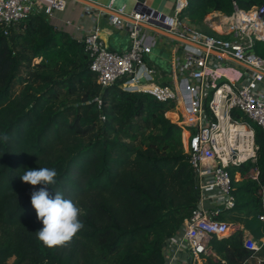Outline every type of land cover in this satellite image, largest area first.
I'll return each instance as SVG.
<instances>
[{"label": "trees", "instance_id": "obj_1", "mask_svg": "<svg viewBox=\"0 0 264 264\" xmlns=\"http://www.w3.org/2000/svg\"><path fill=\"white\" fill-rule=\"evenodd\" d=\"M263 2L186 0L178 17L199 25L211 12L230 14L234 7L249 9ZM63 33L54 30L41 46L48 47ZM68 42L80 50L74 39ZM253 50L264 57V40L257 41ZM19 62L10 35L0 33V264H8L10 258V264H162L163 238L175 232L193 205L187 153L181 143L189 128L163 116L166 103L147 93L119 89L110 96L114 113L129 118L146 112L145 121L160 127L161 134L139 145L134 144L135 137L103 138L112 124L108 116L99 127L95 118L87 120L77 110L55 109L52 89L32 92L25 86L19 95H11ZM91 76L86 65L72 74L80 80ZM93 93H86L84 100H90ZM91 112H96L95 102ZM253 127L259 146L256 165L264 183V132L255 124ZM249 165H243L241 171L231 170L234 212L250 214L262 200L255 182L236 180L234 171L243 176ZM39 168L55 169L50 194L61 193L81 210L78 218L84 227L62 246L49 248L37 238L43 225L31 204V194L41 185L26 183L21 176ZM209 245L219 256L229 249L245 259L253 254L243 247L240 230L229 236L213 235Z\"/></svg>", "mask_w": 264, "mask_h": 264}, {"label": "built area", "instance_id": "obj_2", "mask_svg": "<svg viewBox=\"0 0 264 264\" xmlns=\"http://www.w3.org/2000/svg\"><path fill=\"white\" fill-rule=\"evenodd\" d=\"M63 5L64 0L50 2L51 8ZM33 15L34 0H0V33L9 37L12 29ZM215 15L209 21L215 32L211 34L137 0L130 11L111 5L98 9L88 29L72 38L79 43L86 66L101 89L118 86L123 91L147 93L166 103L168 110L179 111L178 119L189 128L186 153L193 205L175 232L163 238L162 264H204L201 259L214 254L210 238L238 230L244 233V248L257 251L262 245L224 214L227 217L235 206L231 170L241 171L250 163L243 178L258 186L262 200L252 214L264 223V183L256 165L259 146L253 127L255 124L264 132V57L253 50L257 41L264 40V2ZM101 16L127 37L124 50L103 42ZM159 37L177 42L180 54L173 58L172 66L183 74L181 86L160 82L158 67L146 62L148 42ZM221 69L235 70L232 79ZM130 81L146 86L133 90L125 86ZM93 101L100 108L101 98L95 96Z\"/></svg>", "mask_w": 264, "mask_h": 264}, {"label": "rangeland", "instance_id": "obj_3", "mask_svg": "<svg viewBox=\"0 0 264 264\" xmlns=\"http://www.w3.org/2000/svg\"><path fill=\"white\" fill-rule=\"evenodd\" d=\"M211 13L206 16L203 23L191 25L204 32L214 34L215 32L211 29L209 21L214 19L216 15L213 16ZM54 30L56 29L45 19L38 16L31 17L13 29L10 34V44L12 50L18 55L20 62L11 82V95H19L25 86H29L32 92L52 89L55 94L51 101L55 109L77 110L79 113L84 114L87 120L95 118L99 127L105 122V119L102 120L99 116L104 115L106 119L108 116L112 124L106 128V132L102 135L103 138L116 136L120 139L129 140L135 137L134 144L139 145L143 141L149 140L148 138H154L161 134L160 127H153L149 121H145L146 112L132 115L129 118L121 112L114 113L109 102L111 94L120 89L118 86L104 88L106 89L104 90L97 84L94 76H91L89 80L72 77V74L85 67V58L81 50L71 47L68 42L69 37L65 33L52 40L48 47L41 46L42 43L51 38ZM115 50L118 49L115 48ZM149 57L157 64L164 65V62L157 60L153 53H150ZM69 77L70 80L66 79ZM126 86L133 90L138 88V85L134 82L126 83ZM93 91L90 100H84V95ZM95 96H99L102 103L100 108L96 106V112L93 114L91 110ZM103 99L106 100V103H103ZM116 101L115 99L113 102ZM168 107L167 105V108L163 111V116L173 123L181 124V118L178 119L177 117L178 114L181 117L180 112L176 113L173 110H168ZM168 111L172 113H168ZM72 114L73 112L69 113L70 118ZM133 128L137 129L134 130ZM94 133L96 135V129ZM93 134L84 137V141L90 139ZM189 134L190 131L181 139L185 152ZM235 176L238 182L244 179L238 172L235 173ZM228 212L227 217L226 213L224 214L225 218L242 224L244 230L262 244L261 247L256 252L253 251L251 255L253 258L249 262L245 261L243 255H239L237 250L232 249L227 250L222 256L215 253L204 256L201 262L204 264H257V259L264 260V223L258 221L252 213L244 214L232 210ZM240 232L243 240L244 233L241 230ZM11 262L12 258L8 259V264Z\"/></svg>", "mask_w": 264, "mask_h": 264}, {"label": "crops", "instance_id": "obj_4", "mask_svg": "<svg viewBox=\"0 0 264 264\" xmlns=\"http://www.w3.org/2000/svg\"><path fill=\"white\" fill-rule=\"evenodd\" d=\"M137 0H64L62 8H51V0H34V15L45 19L52 27L64 32L69 38H74L83 34L92 22V18L98 9H103L111 5L113 9L123 7L130 11ZM150 7L155 8L165 14L178 15L180 9L186 4V0H144ZM217 12H212L214 16ZM101 38L110 48L124 50L127 47V37L114 26L105 23L101 16ZM187 22V20H185ZM188 23V22H187ZM153 53L157 60L164 62L157 64L149 54ZM180 54L177 49V42L171 40L167 42L164 38L159 37L155 41H149L147 45L146 62L154 64L162 74V83H172L174 86L183 83V74L172 66V60ZM139 85L141 83H136ZM128 83V82H127ZM126 86V84H125ZM174 111V110H173ZM242 225V224H241ZM243 226V225H242ZM256 252V251H254ZM253 257H247L245 261L249 262ZM260 259L256 260L259 264Z\"/></svg>", "mask_w": 264, "mask_h": 264}, {"label": "clouds", "instance_id": "obj_5", "mask_svg": "<svg viewBox=\"0 0 264 264\" xmlns=\"http://www.w3.org/2000/svg\"><path fill=\"white\" fill-rule=\"evenodd\" d=\"M56 176V170L49 168L30 169L21 176L26 183L41 185L32 192L31 204L43 225L37 232V238L49 248L70 243L84 227L78 218L80 208L59 192L50 194L49 186L55 184Z\"/></svg>", "mask_w": 264, "mask_h": 264}, {"label": "bare ground", "instance_id": "obj_6", "mask_svg": "<svg viewBox=\"0 0 264 264\" xmlns=\"http://www.w3.org/2000/svg\"><path fill=\"white\" fill-rule=\"evenodd\" d=\"M221 72H222L223 74H225L226 76H228V77H230V78L232 79V74L235 73V70L233 71V70H231V69H221ZM145 86H146V84L141 83V84L139 85L138 89H139V88H143V87H145Z\"/></svg>", "mask_w": 264, "mask_h": 264}, {"label": "water", "instance_id": "obj_7", "mask_svg": "<svg viewBox=\"0 0 264 264\" xmlns=\"http://www.w3.org/2000/svg\"><path fill=\"white\" fill-rule=\"evenodd\" d=\"M163 34H165L166 36H169V37L175 38V39H180V40L186 41L185 39H181V38H179L178 36H176V35H174V34L165 33V32H163ZM222 236H224V235H221V237H222Z\"/></svg>", "mask_w": 264, "mask_h": 264}]
</instances>
